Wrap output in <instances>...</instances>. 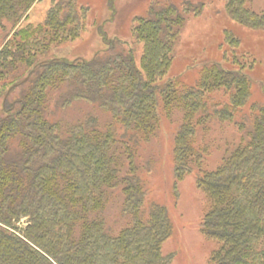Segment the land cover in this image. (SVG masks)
Returning <instances> with one entry per match:
<instances>
[{"label":"trees","instance_id":"trees-1","mask_svg":"<svg viewBox=\"0 0 264 264\" xmlns=\"http://www.w3.org/2000/svg\"><path fill=\"white\" fill-rule=\"evenodd\" d=\"M38 1L0 0V264H170L173 224L148 200L140 160L162 117L177 124L176 180L194 173L204 194L211 264H264V100H253L259 63L238 30L264 32V10L221 0L237 31L224 29L219 55L189 67L188 80L169 73L203 3L152 0L131 40L105 32L92 58L69 59L53 50L82 35L89 6L57 0L23 24ZM78 101L92 110L58 118ZM216 126L226 129L219 159ZM119 197L113 227L106 208Z\"/></svg>","mask_w":264,"mask_h":264},{"label":"rangeland","instance_id":"rangeland-1","mask_svg":"<svg viewBox=\"0 0 264 264\" xmlns=\"http://www.w3.org/2000/svg\"><path fill=\"white\" fill-rule=\"evenodd\" d=\"M57 0H40L32 7L29 20L23 24L42 22L53 2ZM152 0H80L89 6L87 27L76 40L66 42L54 48L56 56L73 59L75 57L92 58L101 49L106 32L110 37L122 41L131 40L134 19L144 15ZM181 4L182 0H174ZM193 3H203L202 12L191 15L182 32L175 62L169 74L181 75L188 80L194 78L196 68L189 69L196 62L204 59H215L220 51L224 29L237 31V25L223 13L221 0H191ZM252 6L264 10V0H253ZM115 12L113 13V11ZM9 32V29H7ZM103 30V31H102ZM241 33L240 48L256 56L259 65L252 85L253 100H264V32L238 29ZM7 32V33H8ZM2 30L0 29V45L2 46ZM6 35V34H5ZM6 42V41H5ZM141 46L137 49V62L140 61ZM192 68V67H191ZM3 97H0V109ZM91 106L78 101L68 106L65 112L58 114L62 120L76 121L82 119L91 111ZM233 126L228 127L232 132ZM177 124L169 118L162 117L156 135L143 144L141 162L148 164L143 171L149 196L166 206L172 224L173 233L163 244L165 254H173L170 264H211L210 257L215 243L207 238L201 230L202 217L205 212V197L198 186L195 174H190L181 180L174 175L173 147ZM226 129L216 126L211 137L217 139L221 147L213 150V155L219 159L224 147L223 137ZM150 162V163H148ZM122 206L121 198L110 199L106 215L113 227H118Z\"/></svg>","mask_w":264,"mask_h":264}]
</instances>
